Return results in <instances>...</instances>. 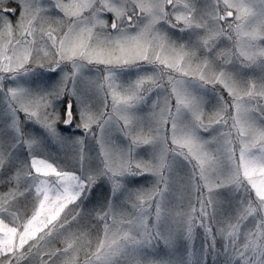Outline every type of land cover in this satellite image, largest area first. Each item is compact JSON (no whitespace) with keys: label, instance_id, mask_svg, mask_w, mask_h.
I'll return each instance as SVG.
<instances>
[{"label":"snow or ice","instance_id":"1","mask_svg":"<svg viewBox=\"0 0 264 264\" xmlns=\"http://www.w3.org/2000/svg\"><path fill=\"white\" fill-rule=\"evenodd\" d=\"M0 264H264V0H0Z\"/></svg>","mask_w":264,"mask_h":264}]
</instances>
